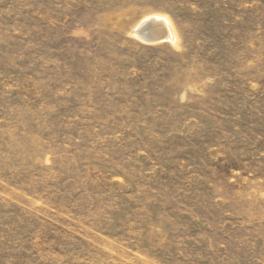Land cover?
I'll return each mask as SVG.
<instances>
[{
  "label": "rangeland",
  "instance_id": "obj_1",
  "mask_svg": "<svg viewBox=\"0 0 264 264\" xmlns=\"http://www.w3.org/2000/svg\"><path fill=\"white\" fill-rule=\"evenodd\" d=\"M0 264H264V0H0Z\"/></svg>",
  "mask_w": 264,
  "mask_h": 264
},
{
  "label": "bare ground",
  "instance_id": "obj_2",
  "mask_svg": "<svg viewBox=\"0 0 264 264\" xmlns=\"http://www.w3.org/2000/svg\"><path fill=\"white\" fill-rule=\"evenodd\" d=\"M143 32H146L148 39L153 43L172 40L175 36L169 22L162 17H153L144 20L141 26L133 32V35L142 39L141 33Z\"/></svg>",
  "mask_w": 264,
  "mask_h": 264
},
{
  "label": "water",
  "instance_id": "obj_3",
  "mask_svg": "<svg viewBox=\"0 0 264 264\" xmlns=\"http://www.w3.org/2000/svg\"><path fill=\"white\" fill-rule=\"evenodd\" d=\"M141 38H142L141 40L146 42V43H153L152 41H150V39H148L146 32L141 33Z\"/></svg>",
  "mask_w": 264,
  "mask_h": 264
}]
</instances>
